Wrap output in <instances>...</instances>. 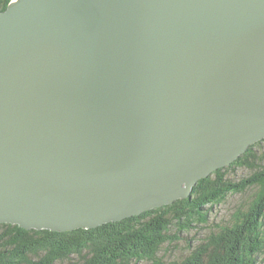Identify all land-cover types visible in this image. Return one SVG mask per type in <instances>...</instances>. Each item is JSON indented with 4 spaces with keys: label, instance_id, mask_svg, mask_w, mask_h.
<instances>
[{
    "label": "water",
    "instance_id": "obj_1",
    "mask_svg": "<svg viewBox=\"0 0 264 264\" xmlns=\"http://www.w3.org/2000/svg\"><path fill=\"white\" fill-rule=\"evenodd\" d=\"M264 139V0H11L0 224L91 230L189 198Z\"/></svg>",
    "mask_w": 264,
    "mask_h": 264
},
{
    "label": "trees",
    "instance_id": "obj_2",
    "mask_svg": "<svg viewBox=\"0 0 264 264\" xmlns=\"http://www.w3.org/2000/svg\"><path fill=\"white\" fill-rule=\"evenodd\" d=\"M10 1L0 0V12ZM263 144L249 146L230 166L198 181L189 198L139 216L65 233L0 224V264H165L158 256L163 247L180 242L184 248L172 264H264V154L256 150ZM237 169L250 173L234 181ZM249 191L247 204L195 238L208 227L215 206Z\"/></svg>",
    "mask_w": 264,
    "mask_h": 264
},
{
    "label": "rangeland",
    "instance_id": "obj_3",
    "mask_svg": "<svg viewBox=\"0 0 264 264\" xmlns=\"http://www.w3.org/2000/svg\"><path fill=\"white\" fill-rule=\"evenodd\" d=\"M256 150L258 151L259 155L263 156V154H264V144L259 146V147H257ZM263 164H264V161H263ZM230 165H228V166H230ZM225 167H227V166H225ZM219 169H222V168H219ZM249 173L250 172L247 169H237L236 172L233 173L232 179L234 181H237L241 177L248 176ZM230 178H231V176H230ZM251 194H252V192L249 191L246 194L229 195L224 203L220 204L219 206H215L212 209V211L209 214L208 227L207 228L204 227L203 229L198 230L199 234L195 235V238L199 239V238L203 237L204 234H206L208 232V230L213 228V226H215L216 224L220 223L223 219H226L235 207H238V206H240L242 204H247L249 202V200H250L249 196ZM193 233H191L189 236H192ZM185 238L186 237L184 236V239ZM163 248H167V249L166 250L163 249L161 251V253H159L158 256L160 257L161 261H163V263L172 264V262L175 261L178 258L179 252L183 250L184 242L183 243L180 242V244L177 245V247H172L173 249H169L170 247H166V246H164ZM175 248H177V249H175ZM166 251H167V253H166ZM261 257H263L262 261H264V255L261 256ZM140 264H150V263L149 262H142Z\"/></svg>",
    "mask_w": 264,
    "mask_h": 264
},
{
    "label": "bare ground",
    "instance_id": "obj_4",
    "mask_svg": "<svg viewBox=\"0 0 264 264\" xmlns=\"http://www.w3.org/2000/svg\"><path fill=\"white\" fill-rule=\"evenodd\" d=\"M231 164V163H230ZM230 164H228V165H230ZM228 165H226V166H228ZM225 167V166H224ZM218 170V169H217ZM214 171H216V170H213L212 172H214ZM162 207V206H161ZM153 210V209H152Z\"/></svg>",
    "mask_w": 264,
    "mask_h": 264
}]
</instances>
